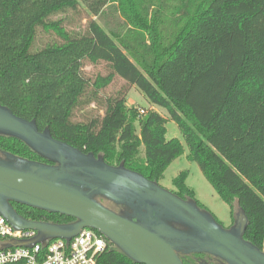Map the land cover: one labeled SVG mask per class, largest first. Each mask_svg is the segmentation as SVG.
Segmentation results:
<instances>
[{
  "label": "trees",
  "instance_id": "16d2710c",
  "mask_svg": "<svg viewBox=\"0 0 264 264\" xmlns=\"http://www.w3.org/2000/svg\"><path fill=\"white\" fill-rule=\"evenodd\" d=\"M107 8L114 27L99 21ZM80 10L88 20L67 29L66 14ZM38 29L59 40L37 47ZM86 61H103L109 72L89 81ZM115 76L126 85L104 100L103 114L73 120L75 109L100 102L99 92ZM132 86L167 110L187 158L229 204L232 222L236 201L247 218L243 238L264 250V0H0V104L56 139L159 182L183 147L177 138L166 140L165 118L157 111L127 107ZM0 150L47 162L15 137L0 134ZM186 174L172 179L171 191L204 207L185 184ZM11 205L31 220H74ZM181 259L219 264L204 253ZM97 264L139 263L107 240Z\"/></svg>",
  "mask_w": 264,
  "mask_h": 264
},
{
  "label": "water",
  "instance_id": "95a60500",
  "mask_svg": "<svg viewBox=\"0 0 264 264\" xmlns=\"http://www.w3.org/2000/svg\"><path fill=\"white\" fill-rule=\"evenodd\" d=\"M0 134L23 141L47 160L0 150V213L14 228L36 231L31 239L5 241L0 248L68 241L91 228L139 264H184L181 257L192 253L210 255L219 264H264V250L243 238L247 218L239 206L226 228L195 199L181 198L122 163L108 164L101 154L56 139L48 128L39 130L34 119L2 104ZM11 202L74 220L27 219Z\"/></svg>",
  "mask_w": 264,
  "mask_h": 264
},
{
  "label": "rangeland",
  "instance_id": "374dc122",
  "mask_svg": "<svg viewBox=\"0 0 264 264\" xmlns=\"http://www.w3.org/2000/svg\"><path fill=\"white\" fill-rule=\"evenodd\" d=\"M61 15H54L52 18L60 17ZM64 16V15H63ZM89 16L84 10H80L78 13L69 12L66 14V24L67 29H77L82 27L85 22L88 20ZM103 25L109 26L111 24L114 27L117 22L115 15L111 12L110 9H106V14L102 16V19L99 20ZM59 40V38L52 32H45L42 29H38L36 37V46H42L44 43ZM109 72L108 64L105 62L91 63L86 61L84 63L83 74L84 76L92 81L96 75H106ZM125 82L116 77L113 81L104 89L99 92L100 102H92L89 105H81L74 110L72 119L75 121H86L95 115L103 114V104L104 100L108 96H114L119 89L124 88ZM129 88V87H128ZM126 105L127 107H135L138 112L141 114L140 110L142 109L145 114L147 111L154 110L157 111L161 116L165 118V138L169 140L171 138H177L182 147L183 151L181 155L173 159L165 168L162 178L159 180V185L168 189L175 190V186L172 182V179L177 176L180 172L186 171L184 182L185 184L193 189L195 198L201 203L207 210H209L224 226L228 227L232 224V218L230 215V206L227 202L220 198L212 185L204 177L202 172L199 169L198 164L195 161L189 160L188 147L187 144L177 126L175 121H173L167 110L165 108L153 105L144 94L139 91L135 86L127 89L125 93ZM137 127V124H136ZM138 129V127H137ZM139 157L143 158V146L139 148ZM236 201L233 203V214L237 211Z\"/></svg>",
  "mask_w": 264,
  "mask_h": 264
},
{
  "label": "built area",
  "instance_id": "2783aa9c",
  "mask_svg": "<svg viewBox=\"0 0 264 264\" xmlns=\"http://www.w3.org/2000/svg\"><path fill=\"white\" fill-rule=\"evenodd\" d=\"M141 114L144 111L140 110ZM34 229H16L0 213V243L9 240H28ZM107 247L106 238L97 230L83 228L68 241L53 238L45 245L36 242L30 246L0 248V264H97L98 256Z\"/></svg>",
  "mask_w": 264,
  "mask_h": 264
}]
</instances>
